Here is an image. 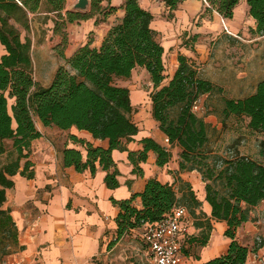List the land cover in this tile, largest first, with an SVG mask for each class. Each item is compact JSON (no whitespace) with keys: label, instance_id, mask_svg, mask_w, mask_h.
Here are the masks:
<instances>
[{"label":"trees","instance_id":"1","mask_svg":"<svg viewBox=\"0 0 264 264\" xmlns=\"http://www.w3.org/2000/svg\"><path fill=\"white\" fill-rule=\"evenodd\" d=\"M171 11L183 0H159ZM206 10H215L222 18L231 19L241 0H204ZM248 15L254 21L255 34H264V0H244ZM66 0H0V264L5 257L23 249L18 241V228L4 203L7 190L14 186L13 176L33 177L29 159L31 143L41 136L36 119L43 125L61 130L71 127L84 130L94 139L106 140V145H94L68 134L67 138L81 145L63 146L60 150L63 166H73L93 175L97 168L105 171L108 188L119 186V174L111 152L127 151L132 172L141 175L139 163L145 162L147 152L155 154V163L165 165L171 158L169 148L151 137H142L141 149L128 150L127 142L138 132L132 120L133 107L129 89L118 85L116 79L127 78L135 67L149 75L151 116L170 146H177L179 171L196 170L204 182L205 201L210 216L200 207L191 185L179 181L162 183L147 178L143 189L121 200L111 198L118 212L114 218L117 241L135 229L155 225L176 206H184L200 228L187 242L204 246L213 228L212 221L225 222L223 235L229 239L226 251L212 259L196 264H244L249 253L246 245L235 239L238 226L248 219L250 207L264 201V78L257 81L254 91L240 98H225L221 122L230 116L246 118V127L260 134L257 157L235 151L229 156L208 148V123L192 107L202 94L218 92L221 87L202 77L190 60L178 54V65L168 78L164 64V49L157 32L150 26L152 13L139 0H124L123 15L108 28L98 46L90 41L78 46L65 63L56 67L51 81L43 86L33 77L31 42L22 36L28 29L29 14L44 7L62 19ZM117 10L110 0H90L86 14L65 12L68 21L94 15L95 23ZM56 27V24H55ZM136 197L140 206L134 205ZM198 209V212L196 210Z\"/></svg>","mask_w":264,"mask_h":264},{"label":"crops","instance_id":"2","mask_svg":"<svg viewBox=\"0 0 264 264\" xmlns=\"http://www.w3.org/2000/svg\"><path fill=\"white\" fill-rule=\"evenodd\" d=\"M123 1L110 0V4L116 6L117 10L98 23H95V15L68 21L62 12V19L56 16L48 18L52 27L56 24L55 30L61 31L64 41L61 42L60 60L49 79L45 83L34 77L35 80L46 86L51 81L56 67L64 64L65 58L78 46L87 41H90L92 46H98L108 28L123 15V9L120 7ZM160 3L163 10L167 9L163 2ZM240 3L246 8L244 0ZM139 4L152 13L150 26L157 32L164 53L170 55L168 78L178 65V54L186 56L201 75L200 68L208 62L211 51L209 42L223 33L220 20L230 22L234 20V15L232 19H224L218 13V16L207 17L202 11L201 0H183L171 11L170 17L157 14L151 0H139ZM67 11L80 13L69 9ZM230 26L238 29L235 23H231ZM251 29H254V26H251ZM241 33L244 34L245 31L242 30ZM2 53L4 48L0 45V55ZM136 69L144 68L137 66L130 75ZM147 77L149 79V75ZM127 78L116 79L118 85L129 89L133 107L131 118L138 126V132L126 144L127 149L139 150L141 149L139 140L142 137H151L170 149V160L165 165L158 166L155 163V154L148 151L146 161L139 163L142 170V174L139 175L132 172L127 151L114 149L111 155L119 172L117 175L119 186L108 188L104 183L105 171L97 168L91 175L88 170L78 172L73 166L65 167L60 152L61 148L66 146L77 148L83 156L85 155L84 148L69 140L68 134H74L94 145L105 146L106 140L94 139L87 131L74 127L61 130L43 126L41 123L39 126L36 125L41 136L31 143L29 159L32 162L33 177L14 175V186L7 190L4 203L11 211L18 228V241L23 245V249L9 255L10 264H121L120 259H124L123 253L117 251L116 247L122 237L112 242L115 236L114 218L118 208L111 202V198L121 200L133 193H139L147 178H156L162 183H173L177 188L180 180L189 183L201 203L198 209L210 216V206L204 198V182L201 175L196 170L179 171V148L170 146L165 141V135L158 129L157 122L151 116L150 80L147 81L144 90L132 85ZM132 94H136L134 99ZM144 98L145 116L140 114L139 109V104ZM203 119L206 122L204 117ZM133 203L139 207V197H136ZM259 210L264 216V201L250 207L248 219L238 226L235 232V239L249 248L244 264H264V243L260 242V237L264 238V217L263 219L259 217ZM211 221L213 228L207 243L204 246H197L187 242L188 236L197 235L200 231V228L193 225V218L190 216L186 231L180 234V264L204 262L226 251L229 239L223 235L225 222Z\"/></svg>","mask_w":264,"mask_h":264},{"label":"rangeland","instance_id":"3","mask_svg":"<svg viewBox=\"0 0 264 264\" xmlns=\"http://www.w3.org/2000/svg\"><path fill=\"white\" fill-rule=\"evenodd\" d=\"M76 0H66L63 13L72 8ZM203 3L202 11L207 17L218 16L215 10H206L208 4ZM159 0H151L153 9L159 15L168 16L167 9L162 8ZM90 6L85 12H89ZM44 7L39 12L29 15L28 29L22 30L17 25L22 36H27L31 42V56L34 62L33 77L45 83L57 62L60 60V48L64 41L61 31L55 30V26L48 18L57 15L53 12H46ZM233 12L234 20H224L231 33L223 29L222 20L220 26L222 34L215 40L209 42L210 55L208 62L201 66L202 77L210 79L221 87L218 92L202 94L197 100L196 114L205 118L208 123L209 143L208 148H213L222 156H229L235 151L246 154L253 158L257 157V143L260 134L251 132L246 127V118L228 117L221 122V108L225 98H240L254 91L257 81L264 78V34H255L251 30L254 25L253 19L247 13V7L238 4ZM95 16H98L97 14ZM221 16V15H220ZM222 17V16H221ZM226 19V18H224ZM235 23L238 29L230 26ZM245 33L242 34L241 31ZM57 31V32H55ZM224 34V35H223ZM159 41L160 38L157 37ZM65 43V42H64ZM164 64L166 74H169L170 55L164 53ZM145 69H136L129 80L132 85L139 89H146L148 75ZM136 94H132L134 99ZM140 114L145 116V98L139 104ZM36 125L40 122L36 119ZM177 188V186H175ZM262 211L259 210V217L263 219ZM256 216V214H255ZM142 229H135L124 235L116 247V250L123 253L124 259L121 264H153L146 246L142 240ZM264 243V238L260 237ZM258 242V240H255ZM11 256L5 257L2 264H10Z\"/></svg>","mask_w":264,"mask_h":264},{"label":"built area","instance_id":"4","mask_svg":"<svg viewBox=\"0 0 264 264\" xmlns=\"http://www.w3.org/2000/svg\"><path fill=\"white\" fill-rule=\"evenodd\" d=\"M223 23V29L231 33ZM193 111L197 109L195 102ZM167 142V139L165 138ZM190 216L184 206L173 207L163 219L142 231V240L146 245L153 264H180V234L186 231Z\"/></svg>","mask_w":264,"mask_h":264},{"label":"water","instance_id":"5","mask_svg":"<svg viewBox=\"0 0 264 264\" xmlns=\"http://www.w3.org/2000/svg\"><path fill=\"white\" fill-rule=\"evenodd\" d=\"M89 6H90V0H76L72 4V8L69 10L76 12H85Z\"/></svg>","mask_w":264,"mask_h":264}]
</instances>
